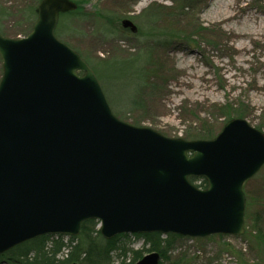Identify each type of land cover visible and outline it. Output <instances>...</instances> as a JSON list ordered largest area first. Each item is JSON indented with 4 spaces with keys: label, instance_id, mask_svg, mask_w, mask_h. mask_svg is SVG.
<instances>
[{
    "label": "water",
    "instance_id": "1",
    "mask_svg": "<svg viewBox=\"0 0 264 264\" xmlns=\"http://www.w3.org/2000/svg\"><path fill=\"white\" fill-rule=\"evenodd\" d=\"M76 8L41 0L26 37L0 34V255L43 235L78 236L87 220L108 240L244 234L243 185L264 166V133L233 118L214 139L189 141L119 119L90 64L55 35ZM160 260L153 251L135 264Z\"/></svg>",
    "mask_w": 264,
    "mask_h": 264
},
{
    "label": "rangeland",
    "instance_id": "2",
    "mask_svg": "<svg viewBox=\"0 0 264 264\" xmlns=\"http://www.w3.org/2000/svg\"><path fill=\"white\" fill-rule=\"evenodd\" d=\"M40 1L0 0V34L26 37ZM73 1L91 16L61 14L56 36L95 69L119 119L189 141L214 139L233 118L264 133V0ZM124 19L138 31L124 28ZM2 73L0 57V80ZM209 132L211 139L199 136ZM243 189L244 234L177 235L169 255L184 264H256L250 232L259 217L264 225V167ZM121 241L126 249L149 248L140 235ZM118 254L113 264L121 263Z\"/></svg>",
    "mask_w": 264,
    "mask_h": 264
},
{
    "label": "trees",
    "instance_id": "3",
    "mask_svg": "<svg viewBox=\"0 0 264 264\" xmlns=\"http://www.w3.org/2000/svg\"><path fill=\"white\" fill-rule=\"evenodd\" d=\"M69 14L80 15L77 11ZM149 74L154 75V73ZM146 80L145 77L144 83ZM199 136L203 139H211L214 135L209 132ZM191 180L193 182L201 181V184L198 185L200 187L207 185L203 179L191 178ZM260 221L261 217H259L258 226H254L250 232L253 235H251L252 240L249 249L250 252L254 253V258L251 259L256 264L257 262L258 264L264 263V225ZM97 225L96 220L83 222L80 235L71 237L69 243H66L61 236L55 239H51L52 236L49 235L37 237L0 255V264L4 262L10 264H113L112 253L114 251H119L120 264H135L144 256L145 250L147 252H159L161 255L160 264H184L181 257L173 258L169 255L177 235L143 234L140 236L144 238L145 245H149V248L144 250L126 249L120 246V243L122 242L121 238L127 237V234H120L113 239L106 240L101 236ZM65 248L67 252L62 256Z\"/></svg>",
    "mask_w": 264,
    "mask_h": 264
}]
</instances>
